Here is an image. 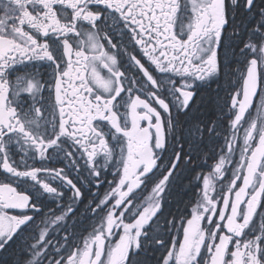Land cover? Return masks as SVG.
I'll return each mask as SVG.
<instances>
[{
    "label": "snow or ice",
    "instance_id": "snow-or-ice-1",
    "mask_svg": "<svg viewBox=\"0 0 264 264\" xmlns=\"http://www.w3.org/2000/svg\"><path fill=\"white\" fill-rule=\"evenodd\" d=\"M0 264H264V0H0Z\"/></svg>",
    "mask_w": 264,
    "mask_h": 264
},
{
    "label": "flooded vegetation",
    "instance_id": "flooded-vegetation-1",
    "mask_svg": "<svg viewBox=\"0 0 264 264\" xmlns=\"http://www.w3.org/2000/svg\"><path fill=\"white\" fill-rule=\"evenodd\" d=\"M255 110L253 109V112H254ZM57 167H59L60 165L58 164V165H56ZM205 171H207V169H205ZM228 176H229V179L231 178V172H229L228 173ZM110 178V177H109ZM227 183V182H226ZM101 192H103V189H101ZM37 219H39V218H37Z\"/></svg>",
    "mask_w": 264,
    "mask_h": 264
},
{
    "label": "trees",
    "instance_id": "trees-1",
    "mask_svg": "<svg viewBox=\"0 0 264 264\" xmlns=\"http://www.w3.org/2000/svg\"><path fill=\"white\" fill-rule=\"evenodd\" d=\"M185 199H187V197H185Z\"/></svg>",
    "mask_w": 264,
    "mask_h": 264
}]
</instances>
